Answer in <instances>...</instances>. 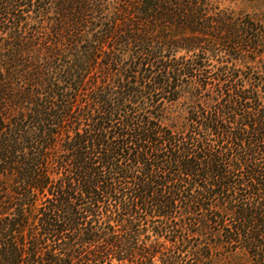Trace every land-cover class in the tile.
I'll return each instance as SVG.
<instances>
[{
    "label": "trees",
    "instance_id": "obj_1",
    "mask_svg": "<svg viewBox=\"0 0 264 264\" xmlns=\"http://www.w3.org/2000/svg\"><path fill=\"white\" fill-rule=\"evenodd\" d=\"M223 0H0V264H264V16Z\"/></svg>",
    "mask_w": 264,
    "mask_h": 264
},
{
    "label": "rangeland",
    "instance_id": "obj_2",
    "mask_svg": "<svg viewBox=\"0 0 264 264\" xmlns=\"http://www.w3.org/2000/svg\"><path fill=\"white\" fill-rule=\"evenodd\" d=\"M221 6L255 18L264 16V0H223Z\"/></svg>",
    "mask_w": 264,
    "mask_h": 264
}]
</instances>
